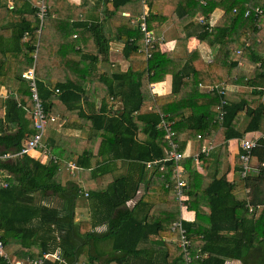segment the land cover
I'll use <instances>...</instances> for the list:
<instances>
[{
  "label": "trees",
  "instance_id": "16d2710c",
  "mask_svg": "<svg viewBox=\"0 0 264 264\" xmlns=\"http://www.w3.org/2000/svg\"><path fill=\"white\" fill-rule=\"evenodd\" d=\"M44 1L47 12L40 25L38 8L30 0H13L12 7L0 0V87L8 77V73L1 71L7 59L16 63L15 76L23 81L26 80L21 77L22 72L35 66L46 111L56 112L53 101L57 97L67 110L73 111L80 107L87 94L86 83L96 71L92 68L109 60L108 32L114 33L125 43L123 54L130 66L126 72L100 74L105 85L101 93L104 97L119 98L122 109L111 113L108 103L104 102L100 112L88 119L102 136L98 154L110 153L113 159L130 161L129 172L115 177L106 189L89 193L94 212L90 220L76 221L80 188L75 182L63 184L60 181L62 160L50 157L44 162L29 154H19L14 159L0 158V171L9 174L1 179L6 186L0 183V229L4 248L10 257L44 258L45 264H78L82 255L88 264L143 260L147 258V248L140 244L148 240L150 233L178 235L171 229L165 232L159 221L146 216L144 220L138 219L134 209L126 206L141 182L151 181L154 176L163 178L162 187L171 182L173 160L147 167L148 162L165 158L169 147L166 132L159 127L162 115L173 122L181 151L185 143L180 140L184 136L197 139L200 134L201 143L206 140L219 143L221 150L229 139L242 138L260 129L264 118V101H261L264 95V0H149V28L154 30L172 17L182 42L194 34L200 41L218 47L209 63L204 62L198 50L183 58L162 52L157 40L151 57L139 51L144 33L132 18L143 10L141 0H102V17L91 23L66 19L67 11L58 12L51 8L48 0ZM259 6L263 12L257 16L254 10ZM216 8L224 13L213 24L210 19ZM126 9H131L132 13L123 15L121 11ZM246 10L252 13L245 15ZM198 14H202L203 22L195 21ZM9 38L12 44H7ZM238 47L242 51L237 53L239 58L234 59ZM239 61L255 67L248 70L239 65ZM167 74L173 76L172 92L166 96L152 95L149 84L164 80ZM231 76H235V83L249 86L251 91L236 93V99H230L225 105L226 112L220 120L214 110L220 102V94L216 89L201 91L200 83L215 86ZM27 89L9 94L4 113L0 110V154L19 152L23 142L34 133L28 83ZM56 89L60 92L56 93ZM247 118L249 121L241 130L240 124ZM139 131L146 134L144 141L138 137ZM213 150L208 154L200 153L198 161L191 156L181 160L188 176V208L196 211L197 218L184 225L193 245L197 244L194 250L200 247L203 255L194 258L192 264H226L230 259H239L242 264H264V165L260 166L258 174L232 182L224 178L218 156L215 173L206 180L198 173L197 166L201 161L211 163L215 159ZM89 151L78 157V166H91ZM253 155L264 163V136L258 138ZM238 162L240 169L239 157ZM95 169L96 173L104 175V163ZM205 181L207 184L202 186ZM170 186L165 187L167 192ZM48 191L60 198L59 205L37 200ZM201 204L210 208L207 215L200 213ZM174 209L169 216L171 224L179 218L178 203ZM104 223L108 225L107 231L97 232L95 227ZM105 240L112 241V251L108 254L100 247ZM163 244L169 253L174 250L176 254L167 264H184L185 255L179 244ZM56 252L60 259L45 257ZM151 258L143 264H152ZM0 264L11 263L0 256Z\"/></svg>",
  "mask_w": 264,
  "mask_h": 264
},
{
  "label": "crops",
  "instance_id": "0c3cea01",
  "mask_svg": "<svg viewBox=\"0 0 264 264\" xmlns=\"http://www.w3.org/2000/svg\"><path fill=\"white\" fill-rule=\"evenodd\" d=\"M2 1H7L8 5L12 7L13 1ZM37 1L38 0H30L33 6L37 3ZM48 1L52 9L55 8L58 12L67 11V13L64 14L66 15V19H69L73 22L81 21L84 23L89 21L91 23L100 20L102 17V0ZM121 13L123 15L131 14L132 10L126 9L121 11ZM223 13L224 11L222 9L216 8L211 14L210 22L213 24L216 23L222 17ZM54 14H57V12L54 11ZM195 21L197 23L203 22L202 14L196 15ZM107 24L108 23L105 20V26L108 29ZM154 32L156 38L160 39L159 47L161 51L169 52L176 58L188 57L194 51L198 50L204 62L209 63L216 55L218 48L217 46H210L208 43L200 41L194 34L190 35L186 41L182 42L179 39L180 31L177 28L176 21L172 17L167 19L162 24L157 25L154 28ZM108 35L110 36L109 60L104 62L102 65H97L93 68L91 67L92 69L96 68V71L93 75H91V78H89V81L86 83L85 91L87 94L80 102V107L73 111H69L66 109V105L57 97L53 101L56 107V112L50 113L56 117V121L48 123L44 142L45 146L31 151L29 154L30 156L39 158L44 162H47L50 157V159H53L52 156L64 162L63 166L60 165V181L63 184H67L68 182L77 183L80 188V194L82 195V200L78 202L77 199L76 201V221L90 220L91 215L94 212V206H92L94 202L90 200L89 196L85 195L84 192H88L89 194L91 192L106 189L108 184L112 182L115 177H119L120 175L129 172L130 161L124 159H113L110 153L103 156L98 154L101 146L102 136L92 128L91 122L88 119L90 115L100 112L104 102L108 103V109L111 113H114L119 108L122 109V102L119 98L114 99L111 96L104 97L101 93L102 89L105 88V85L100 80V74L104 73L105 75L110 76L112 73L126 72L130 66V62L124 57L123 54V47L125 43L123 41H119L114 36V33L112 35L110 32H108ZM7 44H12L11 38L7 40ZM238 48H236L234 52V59L239 58V55L237 54ZM2 65V74L8 73L5 83L0 87V110H2L4 113L5 100L7 96H9L11 93L17 94L18 90L28 89L27 82L20 80L17 76H15L16 63L7 59V61ZM241 66L248 70H253L255 67L251 63H246L244 61H242ZM234 79L235 76H231L221 82L227 88L228 100L236 99V93L238 92L251 91V87L244 84L235 83ZM45 82L49 83L47 80ZM172 85L173 76L172 74H167L164 80L149 84V90L154 96H166L172 92ZM208 87L209 86H204L200 83L201 91L209 92L210 90ZM261 101H264V95L262 96ZM253 105L256 104L254 103ZM214 110H216V106H214ZM248 121L249 118L242 120L239 128L243 130ZM262 136H264V118L258 131L249 132L242 138H260ZM138 137L141 141H144L146 139V134H144L142 131H139ZM242 138L229 139L225 147L221 150L219 143L214 144L215 147L212 153L215 159L208 164H204L201 161L197 166L198 173L205 177L206 180H208V177L213 176L217 168L216 159L219 156L221 157L220 168L222 169L224 178L232 182L238 181L241 177L239 173L240 169L238 157ZM180 141V143H185L183 151L186 152V157H192L198 153L204 143H201L199 138L191 139L186 138V136H184L183 140ZM206 142L209 141L206 140ZM88 151L91 154V166L89 168H82L81 166H78L77 159L78 157L82 156L84 152L86 153ZM16 157L17 156L13 155L6 159H14ZM253 161L254 163L259 162L257 158H254ZM100 163H104L105 165L104 175H102L100 172H95V168L98 167ZM70 164H73L75 167H70ZM8 175L9 174L7 171H0V181H2L3 178ZM186 178L188 181L187 175ZM162 183L163 178L157 176H154L151 181L141 182L136 195L127 201L126 206L129 209H134L135 215H137L138 219L144 220L146 216L149 220L159 221L162 223V226L165 227V232H169L171 229L169 216L174 212L177 202L175 200V194L173 190L174 187L172 186L173 181L171 180V182L167 183V185L165 184L164 187H162ZM168 184L171 186L170 190L167 192L165 187L168 186ZM206 184L207 181L203 182L202 186H205ZM55 196L56 194L54 195V193L51 191L44 193V196L39 195L37 200L44 204L52 205V200ZM187 196L189 195L187 194ZM199 211L200 213L207 215L210 212V208L206 204H201L199 205ZM182 213L186 219L184 220V224L186 221L192 222L197 219L196 211L189 209L188 205L185 210L179 209V217ZM107 227L108 225L104 223L96 226L95 230L102 233L107 231ZM176 238L177 235L171 236L168 233H165V235L150 233L148 240L142 242L140 247L147 248L145 256L148 259L152 257V264H167V260L169 259L172 261L176 257V254H174V250L169 253L167 246L163 243L179 244ZM168 246L170 247V245ZM100 247L103 252L108 254L112 251V241L105 240L100 244ZM195 250L193 248V253ZM56 254H58V252H56ZM11 257L16 259L15 256ZM51 258L55 259L52 256ZM147 258H143V260H131L126 264H143ZM78 264H88L85 255H82L79 258ZM226 264H242V261L239 259H230L226 261Z\"/></svg>",
  "mask_w": 264,
  "mask_h": 264
},
{
  "label": "built area",
  "instance_id": "2783aa9c",
  "mask_svg": "<svg viewBox=\"0 0 264 264\" xmlns=\"http://www.w3.org/2000/svg\"><path fill=\"white\" fill-rule=\"evenodd\" d=\"M13 1V0H9ZM141 4L143 6V10L140 12V14L134 18H132L133 21H137L139 23L140 30L144 33L143 38L140 41V47L139 51L145 52V55L147 58L151 57L152 52L151 49L155 46V41L157 40L160 43V39H157L155 36V32L153 29L149 28L148 25V4L149 0H141ZM35 6L38 8L37 15L41 20V24L43 22V19L47 12V5L44 0H38ZM255 15L260 16L263 12L262 7H256ZM251 10H246L245 15L251 14ZM128 15V14H127ZM247 46L249 43L246 44ZM242 49H238L237 53H241ZM242 64V61H239V65ZM21 77L27 81L29 86V91L31 94V99L33 102V108H32V117H33V126H34V133L27 138L22 145V148L17 153H4L0 155L1 159L9 158L13 155L17 156L19 154H30L31 151L44 147L45 144V135L46 130L49 122L56 121V117L49 114L44 105V101L40 96L38 84H37V75L35 71V66L25 70L22 72ZM209 90L216 89L217 92L220 94L221 99L220 102L216 105V111L218 113V117L220 120L224 118L225 115V105L228 103V97H227V88L224 84H218L215 86H209ZM56 93H59L60 90L56 89ZM163 120L161 122L160 127H163L166 134L165 138L168 142V148L166 150V156L165 158L156 159L153 161H150L147 163V167H153L159 163L167 162L170 160L174 161V164L171 168L172 170V178L173 181V190L175 194V199L177 203L180 206L181 210H185L188 205V196H187V187H188V181L186 178L185 169L181 163L182 159H185L186 152L181 151L180 144L178 140L176 139V132L173 128V123L171 121H168L165 119L164 116H162ZM201 135H198V138H200ZM258 146V138H250V137H244L242 138L240 142V148L242 151L239 153V158L241 159V168H240V176L242 178H245L249 175H256L259 172L260 166L264 165V163H254V158H256L253 155V149ZM215 145L212 142H204L201 146L198 153H196L194 156V159L196 161L199 160L200 153L208 154L214 149ZM52 156V155H51ZM54 160L57 158L52 156ZM187 158V157H186ZM70 167H75L73 164H70ZM72 168V169H73ZM164 167L161 166V169ZM0 183L4 186H6L5 182L0 181ZM85 195H88V192H85ZM184 218L183 213L181 216L174 220L171 224V229L176 232L177 235V241L179 242V245L181 246L184 255H185V262L184 264H192L194 258H202L203 255L200 254L201 248H196L195 255L193 253V242L188 236V230L184 225ZM0 256L5 258L9 263L11 264H45L44 258H27L26 260L23 259H11L8 253L6 252L4 248V241L2 237V231L0 229ZM54 257L56 259H60L59 254L52 253L47 254L45 257Z\"/></svg>",
  "mask_w": 264,
  "mask_h": 264
},
{
  "label": "rangeland",
  "instance_id": "374dc122",
  "mask_svg": "<svg viewBox=\"0 0 264 264\" xmlns=\"http://www.w3.org/2000/svg\"><path fill=\"white\" fill-rule=\"evenodd\" d=\"M40 25H42L41 24V21H40ZM40 25H39V27H40ZM48 192H51V191H48ZM47 192V193H48ZM53 193V192H52ZM55 195V194H54ZM41 196H44V195H41ZM57 196V195H56ZM54 197L53 198V200H52V202H53V204L52 205H59L60 204V202H61V200H60V198L57 196V197ZM82 200V195L80 194V196L78 197V202H80ZM11 259H13L12 257H10ZM27 259V258H26ZM26 259H23V260H26Z\"/></svg>",
  "mask_w": 264,
  "mask_h": 264
}]
</instances>
